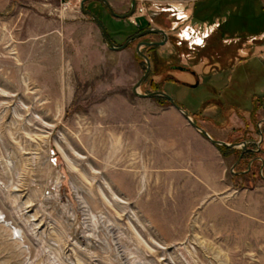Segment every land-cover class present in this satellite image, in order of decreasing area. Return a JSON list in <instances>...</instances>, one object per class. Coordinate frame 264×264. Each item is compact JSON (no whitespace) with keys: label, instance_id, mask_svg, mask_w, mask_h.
Segmentation results:
<instances>
[{"label":"rangeland","instance_id":"1","mask_svg":"<svg viewBox=\"0 0 264 264\" xmlns=\"http://www.w3.org/2000/svg\"><path fill=\"white\" fill-rule=\"evenodd\" d=\"M80 1L71 7L86 25L79 23L63 48L50 31L68 1L17 0L0 12V264H264V210L245 192L264 184V170L256 163L240 176L246 165L236 163L241 147L217 148L233 203L198 187L195 199L173 209L170 199L151 192L156 169L144 154L112 143L127 105L138 107L127 115L139 121L143 107L167 104L132 94L143 60L134 44L108 50L99 28L78 10ZM107 1L116 14L129 7V0ZM211 1H142L137 23L162 29L170 40L148 54L152 74L137 90L160 89L195 124L214 126L229 142L262 140L264 159V35L225 33L220 40L212 33L217 18L191 19L195 7ZM240 1L256 13L263 9L258 0ZM84 8L113 46L134 31L129 19L111 17L97 1ZM75 48L82 58L73 56ZM176 63L198 76L197 88L163 81ZM246 202L256 207L250 214Z\"/></svg>","mask_w":264,"mask_h":264},{"label":"crops","instance_id":"2","mask_svg":"<svg viewBox=\"0 0 264 264\" xmlns=\"http://www.w3.org/2000/svg\"><path fill=\"white\" fill-rule=\"evenodd\" d=\"M15 1L17 0H0V12L10 10ZM64 1H68L70 7L60 10L57 14L56 27L50 31V35H53L52 38H61L62 48L66 42L74 39V31L79 23L86 25L83 16L79 13L76 14V11L71 7L73 0ZM258 2L264 9V0H258ZM73 56L82 58L83 51L75 48ZM86 57L88 61L90 58L88 53ZM137 108L134 105H127V109L121 111V121L117 123L116 128L118 136H115L112 143L120 146L125 145L124 147L131 151L135 150L144 154L148 165L150 164L151 168L156 169L155 172L158 173H151L153 180L156 177L151 192L170 199L173 205L171 204L167 208L184 207L182 201L195 199L194 192L199 189L198 187L207 188V191L210 192L208 195L220 196L225 199L227 204L233 203L234 191L230 185L223 182L222 176L225 169L222 167L224 162L217 150L218 147L207 142L197 130L192 129L172 107L158 105L143 107L145 114L141 116V120L135 121L132 119L133 116L127 115V113H132L133 111L130 109ZM189 116L191 119L193 118L192 114ZM200 127L214 140L227 144L235 142L233 140L229 142L223 136L224 133L216 130L212 125L201 122ZM245 192L249 196L256 195L259 208L264 210V184L253 189H245ZM192 193L193 195H191ZM255 208L250 202L247 203L245 209L250 214Z\"/></svg>","mask_w":264,"mask_h":264},{"label":"water","instance_id":"3","mask_svg":"<svg viewBox=\"0 0 264 264\" xmlns=\"http://www.w3.org/2000/svg\"><path fill=\"white\" fill-rule=\"evenodd\" d=\"M87 1H97L101 4H103L105 6V9H107L108 13L115 17V18H118L119 20L120 19H129L130 17L133 16V14L135 13V9H136V0H130V9L129 11L126 13V14H116L109 2L107 0H81L80 1V4H79V9L82 14H84L85 16L89 17L93 23H95L97 25V27L99 28L100 32H101V35H102V38L108 48V50H111V51H114V52H120V51H123L127 46L128 44L133 41V40H136L140 37H142L143 35H146V34H162L164 35L163 31L162 30H159V29H149L148 31H143L139 34H135L133 36H131L130 38H128L121 46H113L109 36H107L108 34L106 33V29L105 27L102 25V23H100V20L97 18L96 15H94L92 12L86 10L84 8V4L85 2ZM164 44V42H161V43H157V42H150V43H140L136 46L135 48V53L138 57H140L141 59H143V61L145 62V66H146V69H145V72L141 75V77L134 83V85L132 86L131 88V92L134 96H136V98H143V99H151V98H154V97H162L164 99H166L170 106L172 108H174L182 117L183 119L192 127V129H195L197 130L205 139L207 142L211 143L213 146H216V147H225V148H229V149H235L236 147H241V153L237 159V162L238 163L242 157V153L243 151L245 150V144L244 143H239V144H227L225 142H221V141H217V140H214L212 139L207 133L205 130H203L200 126H198L197 124H195L193 122V120L191 119V117L188 115V112L184 111L182 108H180L176 103L175 101L168 95L166 94L165 92L163 91H154V92H150L148 94H141L138 92L137 89L140 88V86L143 84V82L145 81V79L147 78V76H149L148 74L150 73V62L147 58V56H145L143 53L140 52V48L141 46H162ZM191 87H196V84H194L193 86Z\"/></svg>","mask_w":264,"mask_h":264},{"label":"trees","instance_id":"4","mask_svg":"<svg viewBox=\"0 0 264 264\" xmlns=\"http://www.w3.org/2000/svg\"><path fill=\"white\" fill-rule=\"evenodd\" d=\"M245 5L248 4L240 0H213L209 4L201 5L200 8L195 7L194 16L191 19L212 23L217 18L219 22L212 33L217 32L220 40H223L225 33L229 37L234 33L239 34L238 37L264 35V10L258 6L256 13L254 9L250 8L253 6L252 4L248 9H246L247 6ZM199 10L205 15L203 20L196 15ZM258 10L260 11L259 14ZM254 20L260 21L261 25L254 24ZM137 24L139 25V23ZM147 24H144L143 27H146ZM229 92L232 94L229 96L233 98V91Z\"/></svg>","mask_w":264,"mask_h":264},{"label":"flooded vegetation","instance_id":"5","mask_svg":"<svg viewBox=\"0 0 264 264\" xmlns=\"http://www.w3.org/2000/svg\"><path fill=\"white\" fill-rule=\"evenodd\" d=\"M99 4L108 13L107 9H105V6L103 4H101V3H99ZM129 9H130V0H129V7H128V9L126 11L122 12L121 15L126 14L129 11ZM111 17H113V16H111ZM120 20H125L126 21L128 19H120ZM149 29H158V28H153V27H151L148 24H147L146 27H143V26L137 24V25L134 26L133 33L128 38H130L131 36H133L135 34H139V33L143 32V31H146V30L148 31ZM159 30H162V29H159ZM163 34L164 35L151 33V34L143 35L142 37H140V38H138L136 40L131 41L126 48H128L132 44H134V46L136 48V46L138 44H140V43H150V42H157V43L164 42V44L162 45V46H164L165 44H167L169 42L170 37L167 34H165V32ZM149 36H152L153 38L152 39H147ZM158 47H160V46H141L140 49H142L143 51L146 52L144 55L147 56L148 60L150 61V57L148 56V54L151 53V52H153L154 49H156ZM134 52H135V49H134ZM135 55H136V53H135ZM144 64H145V62H144ZM168 68H169V71L166 72L165 74H163V81H166V83L171 84V85H175V86H181V87H184V88H190V89H194V88H197L199 86L198 76L196 74H194V72L192 70H190L189 68H187V67H185L183 65L177 64V63L176 64H170L168 66ZM145 69H146V66H145ZM145 69H144L143 73L145 72ZM173 72L183 73V74H187V75L191 76L196 81L194 83V84H196V87H191L194 84H187L185 82L179 81L173 75H171V73H173ZM151 74H152V69L150 67V73L148 74L149 76H147V78L145 79L144 82H146V81H148L150 79ZM155 91H160V89H156ZM151 99H153V98H151ZM154 99H159V100H162V101L166 102L167 105L164 104L161 107H171L170 104H169V102L166 99L162 98V97H154ZM262 122L264 124V120H262ZM261 142H262V140H259L258 142H255V140L254 141L252 140V141H249V145L245 143V150L243 151L242 157H241L240 161L238 162V164L241 163L242 161H246V165L244 167L245 169L242 172H240L241 173L240 176L246 177L247 175H249L250 172H251V170H252L253 165L256 164V163H260L259 164L260 165V169L261 170H264V159L261 156V150H260V148H261ZM239 143L240 142H236L235 144H239ZM225 149H227V148H225ZM235 149H238V147H236ZM235 149L233 148V149H227V150H234L235 151ZM241 151H242L241 148H239L238 157H239ZM238 157H237V159H238Z\"/></svg>","mask_w":264,"mask_h":264},{"label":"built area","instance_id":"6","mask_svg":"<svg viewBox=\"0 0 264 264\" xmlns=\"http://www.w3.org/2000/svg\"><path fill=\"white\" fill-rule=\"evenodd\" d=\"M142 1L143 0H136L137 5H136L135 13L133 14L132 17L129 18L130 22L134 25H137V20L140 17H142V15H144V9H143L142 4H141ZM53 157H54V154H53V156L51 155V158H53ZM51 162H55L54 159ZM51 191H52V189H51ZM87 216H89V215L87 214ZM83 237H84V239H86L87 237H90V236L84 235ZM87 241L88 240H84V242H87Z\"/></svg>","mask_w":264,"mask_h":264},{"label":"bare ground","instance_id":"7","mask_svg":"<svg viewBox=\"0 0 264 264\" xmlns=\"http://www.w3.org/2000/svg\"><path fill=\"white\" fill-rule=\"evenodd\" d=\"M13 230H14L13 232H15L16 234H18L19 231L17 229L14 228Z\"/></svg>","mask_w":264,"mask_h":264}]
</instances>
